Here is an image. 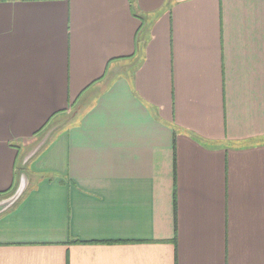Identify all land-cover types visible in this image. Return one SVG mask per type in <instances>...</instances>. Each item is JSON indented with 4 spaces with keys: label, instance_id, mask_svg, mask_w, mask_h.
I'll list each match as a JSON object with an SVG mask.
<instances>
[{
    "label": "crops",
    "instance_id": "0c3cea01",
    "mask_svg": "<svg viewBox=\"0 0 264 264\" xmlns=\"http://www.w3.org/2000/svg\"><path fill=\"white\" fill-rule=\"evenodd\" d=\"M0 264H264V0H0Z\"/></svg>",
    "mask_w": 264,
    "mask_h": 264
},
{
    "label": "water",
    "instance_id": "95a60500",
    "mask_svg": "<svg viewBox=\"0 0 264 264\" xmlns=\"http://www.w3.org/2000/svg\"><path fill=\"white\" fill-rule=\"evenodd\" d=\"M19 196H20V190L14 193V195L11 196L10 198L0 202V211L4 210L9 204L14 202Z\"/></svg>",
    "mask_w": 264,
    "mask_h": 264
}]
</instances>
